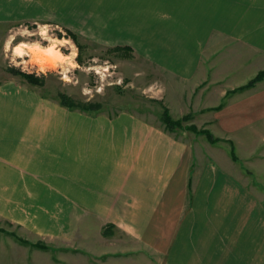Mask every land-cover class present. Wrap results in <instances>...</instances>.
Returning <instances> with one entry per match:
<instances>
[{
  "label": "crops",
  "instance_id": "0c3cea01",
  "mask_svg": "<svg viewBox=\"0 0 264 264\" xmlns=\"http://www.w3.org/2000/svg\"><path fill=\"white\" fill-rule=\"evenodd\" d=\"M77 3L131 16L149 45L123 46L167 77L172 117L264 123V81L207 111L264 69V0ZM213 157L129 111L84 116L0 86V264H264V200Z\"/></svg>",
  "mask_w": 264,
  "mask_h": 264
},
{
  "label": "rangeland",
  "instance_id": "374dc122",
  "mask_svg": "<svg viewBox=\"0 0 264 264\" xmlns=\"http://www.w3.org/2000/svg\"><path fill=\"white\" fill-rule=\"evenodd\" d=\"M77 1L81 0H0V86L11 82L65 109L61 94L77 104L101 106V111L93 114L67 109L76 114L114 117L119 111H129L163 127L160 116L168 107L162 86L156 82L163 83L167 77L123 46L132 40L149 45L147 37L132 36L131 16H99L97 5L86 7ZM71 34L77 37L81 50ZM116 48L120 50L115 52ZM79 53L82 63L76 60ZM11 69L34 75L43 85H31L10 73ZM174 115L177 120L178 112ZM187 115L192 120L186 126L208 130L220 141L211 143L191 131L170 134L189 143L195 154L201 152L204 158L213 157V153L227 158L234 172L264 200V123L250 133H230L205 124L208 117H196L194 112ZM232 146L236 161L230 155ZM218 162L223 166L222 159Z\"/></svg>",
  "mask_w": 264,
  "mask_h": 264
},
{
  "label": "trees",
  "instance_id": "16d2710c",
  "mask_svg": "<svg viewBox=\"0 0 264 264\" xmlns=\"http://www.w3.org/2000/svg\"><path fill=\"white\" fill-rule=\"evenodd\" d=\"M70 38L72 39V41L77 45L78 50H81V46L77 41V37L73 34H71ZM120 48H116L114 51L117 52L119 51ZM125 50L130 52V48L126 47ZM78 63H82V59L80 57V53L78 54L77 58H76ZM10 73L14 74L15 76H20L22 77L26 82H28L31 85L34 86H41L43 85V82L36 78L34 75L31 74H26L20 71H16L14 69L9 70ZM264 81V70L260 71L256 77H254L252 80H250L246 85L241 86L239 88H236L232 91H229L226 96H225V101L222 102L221 105H219L218 107L214 108V110L216 111H220L222 110L225 105H226V100L229 99L230 97L239 94V93H243L245 91L251 90L253 88H255L259 83ZM60 103L62 106L66 107L69 110H75L78 109L82 112L88 113V114H93V113H99V111H101V106L99 104H93V103H86V104H77L71 97L65 95V94H61L60 96ZM160 120L162 122V124L164 125L166 131H168L169 133H173L176 132L177 130L180 131H191L194 132L197 135H204L207 140L211 143H217L218 139L214 138V136L212 135V133H210L208 130H198L195 126L191 125V126H186L185 123H188L192 120V116L191 115H186L184 117H182L181 119H177L175 120L169 110L167 108L163 109V112L160 116ZM231 158L236 161L237 157L235 154V150L232 146V150H231ZM0 232H4L2 229H0ZM22 244L28 245L29 243L25 240L22 239H18ZM33 247L39 248L41 250H46L47 247L43 244H36V245H32Z\"/></svg>",
  "mask_w": 264,
  "mask_h": 264
},
{
  "label": "bare ground",
  "instance_id": "6f19581e",
  "mask_svg": "<svg viewBox=\"0 0 264 264\" xmlns=\"http://www.w3.org/2000/svg\"><path fill=\"white\" fill-rule=\"evenodd\" d=\"M16 50V49H15Z\"/></svg>",
  "mask_w": 264,
  "mask_h": 264
}]
</instances>
